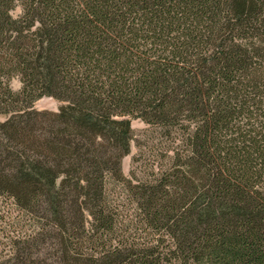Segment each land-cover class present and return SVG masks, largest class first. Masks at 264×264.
I'll return each instance as SVG.
<instances>
[{
  "label": "rangeland",
  "instance_id": "rangeland-1",
  "mask_svg": "<svg viewBox=\"0 0 264 264\" xmlns=\"http://www.w3.org/2000/svg\"><path fill=\"white\" fill-rule=\"evenodd\" d=\"M78 1L85 7L90 3ZM171 1L105 0L112 19L93 33L86 48L52 61L50 72L55 78L51 83L36 87L28 96L29 86L20 77L11 80L14 96L0 109V264H79L70 261L76 257L94 264L112 254L137 251L157 257L155 264H209L183 257L190 251L182 250L186 240L181 238L187 234L181 220L189 216L194 204L208 201L217 210L244 212L255 220L264 217V129L260 124L242 121L216 127L206 117L194 114L185 120L186 130L168 136L149 123L162 97L193 81L206 93L256 94L264 103V7L249 18L235 15L231 20L226 13L231 7L227 0H183L178 8L184 14L159 12L177 6L176 2L171 6ZM151 9L156 13L151 15ZM21 13L22 8L17 7L13 15ZM39 26L36 21L34 28ZM143 100L154 104L146 106ZM80 107L106 119L121 120L117 114L123 112L131 122L132 135L126 144L109 153L113 161L104 165L102 189L89 191L101 192L99 199L63 189L60 184L68 158L83 151L82 147L106 143L110 135L104 125L89 138L78 122ZM12 123L21 128H5ZM68 124L74 125L76 134H52L65 130ZM207 127H216L224 141L220 150L210 145L215 155L227 156L231 149L259 153L257 176L243 172L236 177L232 164L209 163L213 177L185 184L180 197H186L180 198V203L185 202L168 213V220L166 213L158 217L149 212L146 216L141 204L156 202L138 198L136 190L144 184L157 185L172 171L176 158L198 157L204 151L200 136ZM67 144L73 150L66 151ZM27 164L34 167L27 170ZM44 165L55 170L56 187L45 196L40 210L29 214L25 203L33 192L29 185L18 182L25 177L37 179L36 171L40 173ZM89 181L83 180L82 186L88 187ZM150 214L161 223H152ZM109 220L112 227L99 226ZM245 248L249 264H264V256L255 248ZM223 256H228V264H236L237 256Z\"/></svg>",
  "mask_w": 264,
  "mask_h": 264
},
{
  "label": "trees",
  "instance_id": "trees-1",
  "mask_svg": "<svg viewBox=\"0 0 264 264\" xmlns=\"http://www.w3.org/2000/svg\"><path fill=\"white\" fill-rule=\"evenodd\" d=\"M205 1L209 2V0ZM227 1L231 4L230 9L226 12L229 20L235 15H241L244 19L249 18L261 7H264V0ZM88 2H90L89 5L85 7L78 0H0V109L5 108L7 99L14 96L10 90V82L13 78L20 77L27 87L29 86L26 93L28 96L31 95L36 87H43L55 78L50 72L52 61L63 58L64 55L71 57L75 51L86 48L93 33L101 30V27H104L112 19L105 0H88ZM173 2H176L177 6L174 5L173 8H168L166 11L159 9V12H163L166 16L168 14L173 16L174 13L179 16L184 14L185 11L178 8V4L183 0H173L169 4L172 6ZM127 5L129 4L127 3ZM17 7L22 8V13L15 17L13 12ZM155 11L157 10L151 9L150 14H155ZM190 11L198 12L193 8ZM208 18L209 16L205 15V19L208 20ZM36 21L40 23V26L34 28ZM262 56L264 57V55ZM128 104L133 105L129 101ZM143 104L153 106L154 103L143 100ZM157 107V111L149 123L158 128L160 132L169 133L168 136H171L174 131L178 133L181 130H186L184 122L194 114L206 117V121L212 122L216 127L221 124L249 121L260 124L264 129V103L258 95L249 93L237 95L229 90L206 93L197 81L182 84L179 92L162 97ZM76 115L81 116L79 118L81 120L78 122L89 138L93 139L103 130L104 125L109 129L110 135L106 143L95 144L91 149L82 147L83 151L77 152L73 158H68L70 163L63 172L64 178L60 184L63 189L69 191L76 189L78 194L83 192L85 196L92 195L94 199H99L101 192L93 191L92 194L90 192L92 189H102V171L106 167L104 165L113 161V157L109 156V153L114 149L119 151L118 149L126 144L132 135L131 122L130 119H126L127 114L123 112L117 114L121 120L106 119L104 115H96L93 110L82 107L79 108ZM94 124H96V128H93ZM19 126L17 123H12L5 128L17 131L21 128ZM216 127L214 130L207 127L206 133H203L204 136H200V139L203 138L200 147L204 151L198 157L176 158L173 160L172 171L166 172L158 180L157 185L139 186L140 188L135 193L138 198L148 197L156 202L154 205L141 204L146 216L149 212H154V216L161 217L162 213L167 215L177 211L180 205L182 206L185 202L184 200L182 204L180 203V198L185 199L186 197H180L185 184L199 182L205 177L207 179L213 177L209 163L232 164L231 166H234L232 175L236 177H239L243 172L251 173L253 177L257 176L261 163V158L258 159L259 153L255 151L250 154L244 153V149L240 152L231 149L232 151L224 157L218 153H216L217 156L212 153L211 144H214L217 150L223 149L220 143L224 141L220 138L221 132L217 134L219 130L217 131ZM68 131L73 134L77 132L73 124H68L65 126V130H56L52 134L58 135ZM212 131H214L213 134ZM55 147L57 149L58 145ZM66 147V151L73 150L69 144ZM32 167L34 166L31 164L26 165L27 170ZM42 167L40 173L36 171L37 179L31 181L30 177H25L18 182L25 186L29 185V192H33V196L25 203V211L29 214L40 210L45 196L48 197V193L50 194L56 187L58 177H55V170L49 169L45 165ZM91 172L93 175L90 174ZM83 180H90L88 187L82 186ZM92 180L95 185L91 183ZM85 189H89L87 192H90L84 193ZM211 204L208 201L194 204L189 216L186 215L181 220L184 234H187V237L181 238L182 241L186 240L183 244L184 248L182 245V250L190 251V254L183 256L186 260H205L209 264L212 261L216 264L222 262L228 264L229 262H226L228 256L223 255L232 254L237 256L236 264H249L247 257H244L249 256L246 254V246H252L260 256H264V217L257 216L255 220L244 212L217 210ZM206 207H210L209 210ZM170 215L168 214L164 218L168 220ZM149 219L154 224L161 223L160 220L157 221L155 217H151V214ZM112 224L110 220L101 221L99 226L112 227ZM244 226L246 227L243 228ZM173 228V233H175ZM254 228L256 229L253 230ZM247 234L253 235V239H249ZM148 253L137 251L124 255L112 254L106 259L95 260L93 263L155 264L157 257L149 256ZM70 261L79 264L91 263L82 257L81 259L71 258Z\"/></svg>",
  "mask_w": 264,
  "mask_h": 264
}]
</instances>
